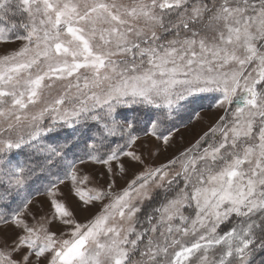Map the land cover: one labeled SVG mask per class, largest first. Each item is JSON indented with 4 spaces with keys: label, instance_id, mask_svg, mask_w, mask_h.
<instances>
[{
    "label": "snow or ice",
    "instance_id": "6c2138e0",
    "mask_svg": "<svg viewBox=\"0 0 264 264\" xmlns=\"http://www.w3.org/2000/svg\"><path fill=\"white\" fill-rule=\"evenodd\" d=\"M0 264H264V0H0Z\"/></svg>",
    "mask_w": 264,
    "mask_h": 264
}]
</instances>
